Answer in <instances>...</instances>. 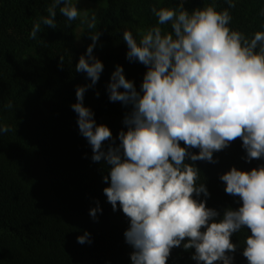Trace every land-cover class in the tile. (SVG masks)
<instances>
[{
  "label": "clouds",
  "instance_id": "1",
  "mask_svg": "<svg viewBox=\"0 0 264 264\" xmlns=\"http://www.w3.org/2000/svg\"><path fill=\"white\" fill-rule=\"evenodd\" d=\"M227 3L236 7L234 0ZM57 7L69 21L81 14L67 0H54L48 16L33 25L30 39H36L41 23L56 28ZM151 11L158 25L170 24L172 31L164 33L155 26L139 40L131 31L123 33L127 59L148 69L140 91L119 65L107 85L110 102L131 106L123 121L127 131L118 136L120 144L115 146L110 128L97 125L95 113L84 106L85 93L104 71L93 55L100 31L91 34L92 44L75 67L91 83L77 87V103L71 105L80 134L92 148L91 159L110 166L103 177L110 186L103 192L112 210H122L130 221L124 236L134 249L132 264H167L172 250L181 245L195 249L192 259L197 264H232L229 253H235L237 245L231 238L243 228L251 232L243 256L248 264H264V166L251 171L233 167L220 177L225 192L239 197L242 206L227 209L218 222L220 213L195 198L210 196L206 186L197 183L201 176L196 161L217 163L213 154L237 139L243 142L247 162L264 158V32L249 39L230 28L228 9L221 12L214 6L189 12L181 3ZM96 20L85 14L89 29L97 27ZM10 131L11 126L0 125V135ZM106 141L112 144L105 151ZM189 149H199V154ZM189 159L193 163L185 162ZM102 212L97 201L89 215L95 220ZM90 237L85 232L77 242L91 244Z\"/></svg>",
  "mask_w": 264,
  "mask_h": 264
},
{
  "label": "trees",
  "instance_id": "2",
  "mask_svg": "<svg viewBox=\"0 0 264 264\" xmlns=\"http://www.w3.org/2000/svg\"><path fill=\"white\" fill-rule=\"evenodd\" d=\"M90 1L97 7L84 10L74 21L57 7L56 28L41 23L36 39H30L33 25L48 16L54 0H0V125L12 128L0 135V264H132L134 249L124 236L130 221L122 210H112L103 192L110 186L103 180L110 166L93 162L92 148L80 134L78 115L71 108L77 103V87L91 83L86 73L75 71L92 44L91 34L101 32L93 55L102 61L104 71L85 93L84 106L95 113L97 125L110 128L118 146L119 133L127 131L123 121L131 106L110 102L107 85L119 65L140 91L148 69L127 59L123 33L131 31L139 40L155 26L171 32L170 24L158 25L153 7L178 8L183 3L189 12L207 6L221 12L228 9L232 30L249 39L264 32V0H234L235 8H229L227 0ZM85 14L89 20L96 16L95 29L88 28ZM9 102L11 109L6 107ZM242 143L237 139L215 152L217 163L195 162L201 176L197 183L210 193L195 198L206 200L208 208L220 213L217 222L227 209L242 206L239 197L225 192L220 177L233 167L251 171L264 166V158L250 163L244 159ZM111 144L106 141L103 150ZM189 151L199 154V149ZM97 201L103 212L94 220L89 213ZM85 232L91 234L92 243L81 245L77 237ZM248 235L247 228L233 234L237 250L229 253L232 264H248L243 256ZM194 254L195 249L181 245L172 250L167 264H197Z\"/></svg>",
  "mask_w": 264,
  "mask_h": 264
},
{
  "label": "rangeland",
  "instance_id": "3",
  "mask_svg": "<svg viewBox=\"0 0 264 264\" xmlns=\"http://www.w3.org/2000/svg\"><path fill=\"white\" fill-rule=\"evenodd\" d=\"M183 1H185V0H183ZM67 2L70 5H76L78 7V9H80L82 14H83L84 10H88V9L97 7V5L95 3H92V1H90V0H67Z\"/></svg>",
  "mask_w": 264,
  "mask_h": 264
}]
</instances>
